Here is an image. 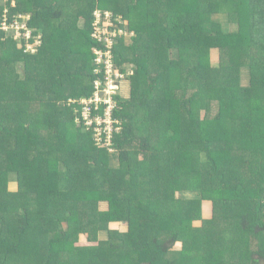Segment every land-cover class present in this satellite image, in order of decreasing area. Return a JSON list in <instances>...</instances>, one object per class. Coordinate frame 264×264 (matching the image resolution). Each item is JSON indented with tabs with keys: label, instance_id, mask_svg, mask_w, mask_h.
I'll list each match as a JSON object with an SVG mask.
<instances>
[{
	"label": "trees",
	"instance_id": "obj_1",
	"mask_svg": "<svg viewBox=\"0 0 264 264\" xmlns=\"http://www.w3.org/2000/svg\"><path fill=\"white\" fill-rule=\"evenodd\" d=\"M15 1L11 16L29 14L42 44L26 52L25 38L18 49L0 31V264L42 248V264H187L178 242L221 253L218 264H264V0ZM97 11L138 24L131 44L117 38L112 50L121 72L133 70L132 97L115 98V169L95 131L73 127L77 115L60 106L104 80L94 72V50L105 49L92 38ZM219 14L238 29L224 31ZM205 200L208 227L223 226L210 239ZM107 225L116 230L101 240Z\"/></svg>",
	"mask_w": 264,
	"mask_h": 264
},
{
	"label": "rangeland",
	"instance_id": "obj_2",
	"mask_svg": "<svg viewBox=\"0 0 264 264\" xmlns=\"http://www.w3.org/2000/svg\"><path fill=\"white\" fill-rule=\"evenodd\" d=\"M16 3H17V1H15V0H13L11 2H10V0H0V12H1V10L4 11V19H5L4 21L7 20L6 18L9 19L10 17H12V18L17 17V18H20L21 21L26 23L27 20L29 19V14H23L22 13V15H20V16H18V15L11 16L10 7H15ZM23 8H24L23 10H26V9H28V6L25 5V7H23ZM214 18L221 22L223 29L226 32L234 30V29L235 30L238 29L237 26H235L234 24H229L227 17L224 15L219 14ZM117 20H118L117 22L113 21V25H112L113 31H116L117 36L119 35V37H117V38H123V44H125V45L131 44V42H132L131 36L134 33L133 31L135 29L132 26L138 27V24H131V22L129 23L130 20H128V21L124 20L123 21V20H120V18H118ZM137 23H138V20H137ZM128 26L130 27L131 30H128ZM41 35L42 34H39L36 37V39H38L39 36L41 37ZM23 38H24V34L22 32L20 33V32L15 31L14 29L10 28V31L6 32L4 39L9 40V41H11V39H13L12 43H16V46H18L17 48L21 49L23 47V45H22L23 44V42H22ZM31 38H32V35H31ZM116 39H115V41H116ZM27 41L25 44L26 46L28 44ZM32 42L34 43V42H36V40L34 38H32L30 40V43H32ZM114 45H116V42ZM26 52H27V50H26ZM218 52L219 51L216 50L214 54L217 55ZM10 53H12L11 50H3L2 51L3 55L4 54L10 55ZM128 67H127V69H128ZM24 71L25 70H24L23 62H17L15 65V72L18 74L20 82L25 79ZM253 81H254V79H253V76L251 75V71L249 69L243 67L241 70V73H240V81H239V84L241 85V87H244V88L250 87L252 85ZM262 85H263V83H262ZM67 92H68V89L65 92V94H67ZM117 95L123 99H130L132 97V81L127 80V79L122 81L121 85H120V89L117 91ZM60 106L65 108L71 114L77 115V118L79 117L81 108L79 107L80 106L79 103L76 105V102L74 100H70L67 103L66 100L60 98ZM242 114L243 113H239L237 111V113L235 114L237 116L235 118H238ZM195 115H196V117H198L200 119V118H202L201 116L203 115V112L199 111V109L196 108ZM79 119H80L79 122H78V119H76L75 125H72L76 129H78L81 126L82 119L81 118H79ZM72 126L71 125L69 126V132H73L75 130ZM214 143H216V141H214ZM199 147H200V145H199ZM132 148H134V147H132ZM190 148L194 149L193 146H190ZM190 148H187V150H190ZM204 148H206V147H204ZM107 153L108 154H104V155L101 154L99 156L100 159L103 160L104 164L109 165L111 168H113V169L117 168V166L119 164L118 152L115 150V148L114 149L111 148ZM141 157H142V155H141ZM15 183H17V182L11 183L9 185L10 190H12V191L17 190V185ZM194 196H195V193H183V195H182V193H178V197H182V198L185 197V199H193ZM205 203H207V200L202 201V204H199V208L202 209L201 217L204 219V231H203V233L207 236L208 239H210L212 233L217 232V230L222 231L223 226L222 225L220 226V223H219L216 226H219L220 229L217 228L216 226H213L212 228L208 227L209 222H211V220L213 219L212 216L214 215V213H213L212 207H207L209 211H207L206 208H204V209L202 208ZM207 204H209V203H207ZM216 217H217V219H219L218 221L221 222L223 220V218L225 217V213H219V215L218 216L216 215ZM196 225H197L196 226L197 229L200 230L201 229L200 227H202L203 222L201 223V221H197ZM106 227H108L106 229L107 232L104 231V232L99 233V235H98L99 239H101V240L106 239L108 237V232H111V230H112V233H114L115 231H113V229L116 230L112 225H107ZM201 232H202V230H201ZM82 242L84 243L85 239L82 240ZM189 247L187 248V250H184V242L176 243V245L174 247V251H173L174 256L178 255V258L180 260L181 252L184 251V255H187V253L190 254L191 259L187 260V264H218L222 260L221 253H219V252L204 253V251H195V250L189 249ZM219 247L222 248L221 245H219ZM46 251L47 250L42 248V249H40V252H39L40 254L38 253V257L36 255H33L31 258L37 257V260L36 259L34 260L35 262H33L31 260V258H29V257L23 258V257L19 256V255H23V256H28V255H25V254L16 255V256H14V258L19 259V260L15 261L16 262L15 264H42V262H44V260H45L44 258L46 257Z\"/></svg>",
	"mask_w": 264,
	"mask_h": 264
},
{
	"label": "built area",
	"instance_id": "obj_3",
	"mask_svg": "<svg viewBox=\"0 0 264 264\" xmlns=\"http://www.w3.org/2000/svg\"><path fill=\"white\" fill-rule=\"evenodd\" d=\"M0 22V31L8 32L10 28L17 32H22L24 38L28 42L27 52L35 53L36 46L42 44V36L34 38L36 42L30 43L32 30L20 18L13 17V21L9 23V19L4 21L2 15ZM113 19L110 12L104 15L101 11L95 12V20L93 23L92 38L99 44L105 47L96 48L94 50V72L97 74L103 72L104 80L95 82L94 95L89 99H82L79 103L81 106V119L88 130L95 131V141L98 147H106L108 150L113 149V133L119 132L121 129V121L114 117V111L117 109V101L115 100L117 91L120 89L121 82L128 80L132 76V67L126 68L125 72H121L115 64L113 56V47L117 36L116 31H113ZM107 33V34H106ZM108 38V39H107ZM114 38V39H113ZM79 122V117L77 118Z\"/></svg>",
	"mask_w": 264,
	"mask_h": 264
}]
</instances>
